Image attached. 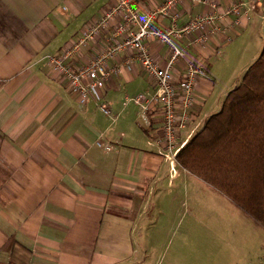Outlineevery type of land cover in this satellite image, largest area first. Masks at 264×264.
Wrapping results in <instances>:
<instances>
[{
    "label": "crops",
    "instance_id": "1",
    "mask_svg": "<svg viewBox=\"0 0 264 264\" xmlns=\"http://www.w3.org/2000/svg\"><path fill=\"white\" fill-rule=\"evenodd\" d=\"M113 1L0 0V264H128L123 262L138 258V252L144 259L143 223L162 220V198L181 199L188 182L199 179L164 158L155 142L161 104L150 102L144 120L139 107L125 101L138 94L150 99L155 91L154 78L135 58L119 72L112 68L127 54L107 60L112 71L101 100L85 104L47 66V55L70 46ZM164 1L139 0L136 7L152 10ZM234 1L246 0L177 5L178 28L202 15L210 17L206 30L217 28L201 44L191 43L190 36L170 37L184 51L172 65L175 79L189 61L203 69L180 142L219 111L234 86L226 85L229 74L235 71L238 80L264 45V0L225 15ZM155 25L168 27L171 19L157 16ZM148 47L165 66L167 44L152 40ZM96 49L90 44L76 62ZM252 223L264 236V228Z\"/></svg>",
    "mask_w": 264,
    "mask_h": 264
},
{
    "label": "built area",
    "instance_id": "2",
    "mask_svg": "<svg viewBox=\"0 0 264 264\" xmlns=\"http://www.w3.org/2000/svg\"><path fill=\"white\" fill-rule=\"evenodd\" d=\"M139 0H114L113 3L91 23L85 26L80 36L57 55H47V66L57 73L76 94L79 104H85L87 99L101 100L102 90L113 69L119 72L121 66L130 64L135 58L142 70L155 80V91L150 99L143 94L133 98L125 97V101L132 100L139 107V115L147 119L150 102L161 104L162 126L156 143L160 145L163 157L169 162L175 160L177 151L185 144L179 141V132L190 121V110L198 78L203 75L202 67L195 62H187L184 72L179 79H175L171 72L172 65L183 56L184 51L179 49L170 37L190 36L191 43H204L214 25L206 30L210 17L199 16L182 27H177L175 21L180 17L177 5L181 0H165L155 9H138ZM198 1V0H196ZM252 1H234L226 7L224 14L237 13L238 9L250 5ZM168 16L171 25L161 27L155 25L157 16ZM114 21L115 23L111 24ZM155 40L167 44L168 60L165 66H160L149 53L148 42ZM97 49L89 54L85 61H77L76 57L89 45ZM120 52L127 57L124 62L107 67V60L116 59ZM100 110L109 114L105 104H99ZM96 145L109 150V144L96 141Z\"/></svg>",
    "mask_w": 264,
    "mask_h": 264
},
{
    "label": "trees",
    "instance_id": "3",
    "mask_svg": "<svg viewBox=\"0 0 264 264\" xmlns=\"http://www.w3.org/2000/svg\"><path fill=\"white\" fill-rule=\"evenodd\" d=\"M175 161L264 228V45Z\"/></svg>",
    "mask_w": 264,
    "mask_h": 264
},
{
    "label": "rangeland",
    "instance_id": "4",
    "mask_svg": "<svg viewBox=\"0 0 264 264\" xmlns=\"http://www.w3.org/2000/svg\"><path fill=\"white\" fill-rule=\"evenodd\" d=\"M233 73L226 85L240 82L243 73L238 80ZM187 189L185 196L173 202L169 197L162 198V220L155 216V224L143 223L144 238L139 242L147 257L142 259L138 252V258L123 263L264 264V236L253 227L251 217L200 179L190 180ZM170 203L175 204L173 209L168 207Z\"/></svg>",
    "mask_w": 264,
    "mask_h": 264
}]
</instances>
